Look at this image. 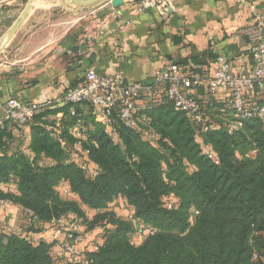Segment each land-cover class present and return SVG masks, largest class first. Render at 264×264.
<instances>
[{
  "label": "trees",
  "instance_id": "1",
  "mask_svg": "<svg viewBox=\"0 0 264 264\" xmlns=\"http://www.w3.org/2000/svg\"><path fill=\"white\" fill-rule=\"evenodd\" d=\"M227 93L204 111L205 123L219 129L199 134L217 163L196 142L201 124L174 110L165 97L141 111L147 120L138 130L117 124L116 142L92 117L83 121L87 139L80 149L72 136L75 117L61 120L59 135L33 123L32 159L19 152L7 155L11 138L8 127L1 129L0 201L26 214L28 232L73 215L92 235L72 257L63 251L66 235L53 255L52 244L34 245L0 230V264H264V123L237 120ZM261 93H251L250 100ZM144 130L157 141H145ZM86 163L98 167L97 177L81 169ZM62 184L71 197L61 194ZM168 197L175 201L171 209L164 203ZM120 209L126 216L119 215ZM135 237L142 240L135 243ZM97 240L102 245L95 251Z\"/></svg>",
  "mask_w": 264,
  "mask_h": 264
},
{
  "label": "crops",
  "instance_id": "2",
  "mask_svg": "<svg viewBox=\"0 0 264 264\" xmlns=\"http://www.w3.org/2000/svg\"><path fill=\"white\" fill-rule=\"evenodd\" d=\"M44 1L35 2L0 53V116L3 104L14 98L41 106L34 125L61 128V120L70 117L68 108L43 105L61 97L68 88L82 84L88 70L102 76L122 73L127 82L134 83L149 81L158 70L171 65L185 73L196 74L194 70L200 69L212 74L214 58L218 56L227 58L236 76L247 75L252 68L246 39L239 33L251 23V14L238 9L233 0H157L171 4L165 17L156 8L137 13L142 0H123L118 8L104 0L86 9L68 4L61 8L43 6ZM250 1L264 12V0ZM28 2L0 0V41ZM192 59H199L202 65L195 66ZM196 92L202 103L213 108L215 101L224 99L226 91L219 90L213 101L204 88ZM256 102L264 103V92ZM139 109L140 113L144 110L142 106ZM78 113L83 121L93 118L87 105L80 106ZM30 129L27 127L21 137L12 127L7 128L11 138L7 155L19 152L33 158ZM25 229L26 214L19 207L0 206L3 233L21 235L34 245L49 243L53 255L60 252L64 233L57 234L48 224L38 225L33 232ZM77 232V249L84 250L92 233L84 227ZM98 243L97 240L95 244Z\"/></svg>",
  "mask_w": 264,
  "mask_h": 264
},
{
  "label": "built area",
  "instance_id": "3",
  "mask_svg": "<svg viewBox=\"0 0 264 264\" xmlns=\"http://www.w3.org/2000/svg\"><path fill=\"white\" fill-rule=\"evenodd\" d=\"M233 1L238 9H246L251 14V23L239 31L246 39V51L252 63L251 71L247 75H234L231 72L229 61L223 56L216 58L215 69L212 74H208L206 71L196 74L185 73L178 66L171 65L169 68L158 70L151 80L144 82L129 83L122 73L102 76L93 70H88L84 75L82 84L68 88L61 97L46 101L43 107L68 108L69 115L76 118L72 136L76 140V147L80 149L79 147L87 139L83 120L78 118L76 112L80 106H89L94 121L105 127L111 140L116 142L118 139L117 124L128 130H138L139 126L146 123L147 120L140 114V105L144 103L142 108L150 109V105L158 103L162 97H165L172 103L174 110L183 113L193 124H201L202 129L200 133H197L196 142L199 144L203 155L217 163L211 147L203 143L199 134L217 130L219 126L205 123V104L202 103L199 95L193 97L190 93L204 88L208 94L215 95L219 90H225L228 92L227 99H230L232 103L237 120H258L264 123V104L252 102L249 98L253 92H264V12L262 8L250 0ZM170 5L168 1L142 0L137 6L136 12L142 13L147 9L156 8L160 15L165 17ZM40 108L41 106L24 104L14 98L8 99L2 106L0 130L10 126L21 137H24L25 129L33 125ZM234 127L232 125L230 129ZM47 131L54 133V135L60 134L58 127L49 128ZM141 136L150 143L158 139L150 130H144ZM79 154L75 152L72 156L77 158ZM81 154L87 157L89 152L84 150ZM80 167L91 178H95L99 174L98 167L92 163L81 164ZM188 168L192 170L191 167ZM60 191L65 197L72 196L66 184H62ZM171 200L173 202L168 203ZM119 201L124 202L121 198ZM164 203L168 209H171L175 201L173 197H168L164 198ZM7 205L12 204L7 201H0L1 207ZM28 216L32 217V213L28 212ZM131 217L132 213L128 212L127 218L131 219ZM67 220L70 223H67ZM50 225L57 234L64 233L66 235L69 244L63 251L75 257L78 243L75 233L79 228L75 217L70 215L66 218L53 220ZM97 230L102 232L103 228H97ZM28 241L33 243L29 239ZM101 245L102 241L94 246V250L96 251Z\"/></svg>",
  "mask_w": 264,
  "mask_h": 264
},
{
  "label": "water",
  "instance_id": "4",
  "mask_svg": "<svg viewBox=\"0 0 264 264\" xmlns=\"http://www.w3.org/2000/svg\"><path fill=\"white\" fill-rule=\"evenodd\" d=\"M37 0H29L20 16L15 20V22L11 25V27L6 31L4 38L5 41H0V53L3 51L4 47L11 41L17 31L20 29L22 24L25 22L28 14L33 8V4ZM69 6H73L76 8L86 9L93 7L104 0H65ZM112 8H118L123 5V0H108Z\"/></svg>",
  "mask_w": 264,
  "mask_h": 264
},
{
  "label": "rangeland",
  "instance_id": "5",
  "mask_svg": "<svg viewBox=\"0 0 264 264\" xmlns=\"http://www.w3.org/2000/svg\"><path fill=\"white\" fill-rule=\"evenodd\" d=\"M40 1H42V0H40ZM42 5L43 6L44 5L45 6H48V5H60V8H61L62 7L61 5H67V3H66L65 0H45ZM69 7H73V6H69ZM56 9L58 10V8H56ZM66 19H68V18H66ZM205 107H207V105H205ZM231 125H233V124H231ZM172 202H173L172 200L168 201V203H172ZM126 213H127V211H125V210L124 211L122 209L119 210V215L126 216ZM67 223H70L69 220H67ZM141 240H142L141 238L135 237L133 242L139 243Z\"/></svg>",
  "mask_w": 264,
  "mask_h": 264
},
{
  "label": "bare ground",
  "instance_id": "6",
  "mask_svg": "<svg viewBox=\"0 0 264 264\" xmlns=\"http://www.w3.org/2000/svg\"><path fill=\"white\" fill-rule=\"evenodd\" d=\"M40 1V0H39ZM36 3H38V0L36 1ZM35 4V3H34ZM33 4V5H34ZM5 41V38L3 37L2 39H1V42H4Z\"/></svg>",
  "mask_w": 264,
  "mask_h": 264
}]
</instances>
